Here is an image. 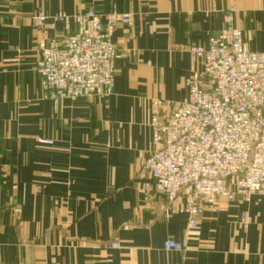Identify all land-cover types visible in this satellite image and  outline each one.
I'll return each mask as SVG.
<instances>
[{"label": "crops", "instance_id": "crops-1", "mask_svg": "<svg viewBox=\"0 0 264 264\" xmlns=\"http://www.w3.org/2000/svg\"><path fill=\"white\" fill-rule=\"evenodd\" d=\"M89 7L133 18L113 37L114 94L55 104L40 45L75 33L70 17ZM228 11L248 50L264 53V0H0V264H264V196L221 199L190 229L181 202L149 200L136 178L152 101L172 112L187 100L201 69L189 50L208 48ZM39 13L69 19L40 31ZM115 239L123 249H106ZM167 239L185 250L164 251Z\"/></svg>", "mask_w": 264, "mask_h": 264}, {"label": "built area", "instance_id": "built-area-1", "mask_svg": "<svg viewBox=\"0 0 264 264\" xmlns=\"http://www.w3.org/2000/svg\"><path fill=\"white\" fill-rule=\"evenodd\" d=\"M233 14H223L224 26L208 48L189 50L201 69L185 83L187 100L172 112L165 101H152V150L136 174L149 200L181 202L190 229L203 212L215 213L221 199L264 196V53L248 50ZM70 18L75 33L39 48L36 70L45 97L58 104L113 96L122 58L113 37L118 26L132 25V16L89 7ZM32 19L38 30L54 31L69 16L39 13ZM163 250L183 252L185 246L167 239Z\"/></svg>", "mask_w": 264, "mask_h": 264}, {"label": "rangeland", "instance_id": "rangeland-1", "mask_svg": "<svg viewBox=\"0 0 264 264\" xmlns=\"http://www.w3.org/2000/svg\"><path fill=\"white\" fill-rule=\"evenodd\" d=\"M43 143H52V142H43ZM105 247H106V249H110V250H121V249H123L122 243L118 239H115V240L109 242L108 244L105 245Z\"/></svg>", "mask_w": 264, "mask_h": 264}]
</instances>
